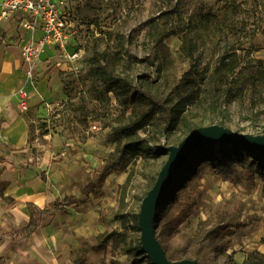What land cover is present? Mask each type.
Listing matches in <instances>:
<instances>
[{
  "label": "rangeland",
  "instance_id": "rangeland-1",
  "mask_svg": "<svg viewBox=\"0 0 264 264\" xmlns=\"http://www.w3.org/2000/svg\"><path fill=\"white\" fill-rule=\"evenodd\" d=\"M65 7L81 50L74 62L61 57L68 63L59 70L65 98L34 122V112L26 114L18 101L24 84L14 82L6 92L29 120L31 143L60 133L77 145L68 155L77 193L58 197L44 211L34 207L30 221L42 223L80 203L84 193L97 202L103 227L81 240L74 260L145 264L151 259L137 252L139 213L169 158L166 148L206 125L264 134V0H66ZM10 23L0 18V69L5 45L12 46L6 40ZM21 62L13 68L15 80H24ZM101 64L122 87L107 91L96 74ZM45 66L38 64L29 79ZM4 122L0 116V129ZM1 144L0 264H42L29 259L30 222L5 231L20 205L12 187L30 171L28 135L21 146ZM136 144L140 149L132 152ZM30 151L35 158L41 154L38 147ZM157 214V238L171 260L242 264L235 251L246 250L247 259L251 251L264 253V150L205 143L183 165ZM6 240L15 242L18 255ZM35 246L41 249L39 240Z\"/></svg>",
  "mask_w": 264,
  "mask_h": 264
},
{
  "label": "crops",
  "instance_id": "crops-1",
  "mask_svg": "<svg viewBox=\"0 0 264 264\" xmlns=\"http://www.w3.org/2000/svg\"><path fill=\"white\" fill-rule=\"evenodd\" d=\"M9 26L6 40L12 46L5 45L6 54L0 69V81H3V86L6 89L5 92H0V116L5 117V122L0 129V145L4 146L1 143L6 142L10 145L21 146L26 142L28 135L30 171L28 175L19 177L15 181V186L12 187L13 191L10 193L17 198V203L20 205L11 210L14 224L8 225L5 231L19 227L20 224L31 223L30 219L33 214L31 208H28L29 203L44 211L51 207L58 197L64 198L72 193H77L71 185L73 177L71 169L74 163L72 159L68 158L71 151L77 147L75 142L56 133L55 135L49 134L50 136H47L42 144L36 141L31 143L29 141V120L28 118L26 120L20 113L16 105V97L7 94L14 86V82L20 86L24 84V87L32 94L28 100L26 114L34 112L35 118L32 120L34 122L49 117L50 107L65 98L59 70H65L68 63L55 50L46 49L38 62L39 66L46 64V69H42L38 73L35 81L27 79L25 74L24 80H15L12 71L22 60L20 48L26 40L39 38L41 32H32L22 28L16 30V27L11 23ZM32 146L39 148L41 152L39 157L35 158L30 151ZM11 152H14V149ZM113 180L112 175L107 177L105 184L108 189ZM79 197L81 198L80 203H73L65 206L64 209H59L51 214L49 219L38 223L32 229L29 238L31 249L27 251L30 253L29 259L32 258L34 261L38 259L42 264H81L74 260V253L81 247V240L101 232L103 225L95 199L89 198L84 193L79 194ZM37 240H39L41 249H36L35 242ZM8 243H13L16 246L13 240L5 241V245L11 247ZM248 244L251 246L255 243L250 240ZM260 245L261 252H264V243ZM245 251H235V259L243 263L248 256ZM6 252L7 250H4L2 253ZM15 252L16 255L19 254L18 247ZM8 262L11 264L10 260Z\"/></svg>",
  "mask_w": 264,
  "mask_h": 264
},
{
  "label": "water",
  "instance_id": "water-1",
  "mask_svg": "<svg viewBox=\"0 0 264 264\" xmlns=\"http://www.w3.org/2000/svg\"><path fill=\"white\" fill-rule=\"evenodd\" d=\"M215 141L264 150V134H243L220 124L200 126L186 136L181 143L172 144V146L166 148L169 158L160 169L154 186L145 195L139 213L142 249L153 264H205L192 258L174 261L167 257L163 244L157 238L155 221L164 196L172 187L174 179L180 173L188 158L205 143Z\"/></svg>",
  "mask_w": 264,
  "mask_h": 264
},
{
  "label": "built area",
  "instance_id": "built-area-1",
  "mask_svg": "<svg viewBox=\"0 0 264 264\" xmlns=\"http://www.w3.org/2000/svg\"><path fill=\"white\" fill-rule=\"evenodd\" d=\"M66 0H0V18L13 20L16 30L41 32L39 38H31L22 46L23 73L34 78V70L41 54L52 49L60 57L73 62L80 57L81 50L74 39V20L65 7ZM29 90L21 88L17 92L23 110L28 108Z\"/></svg>",
  "mask_w": 264,
  "mask_h": 264
},
{
  "label": "trees",
  "instance_id": "trees-1",
  "mask_svg": "<svg viewBox=\"0 0 264 264\" xmlns=\"http://www.w3.org/2000/svg\"><path fill=\"white\" fill-rule=\"evenodd\" d=\"M96 72H97L96 73L97 76H100V78L105 83H107V85H108L107 91L108 92L115 90L116 87H122L120 78L118 76H116L114 73L107 71L106 65H102V64L99 65L98 68L96 69ZM138 146H139V144L130 145L129 148L131 149L132 152H135V151L140 149L139 148L140 146L139 147ZM248 148L252 149V147H248ZM175 179H174V181H175ZM30 208H31V213L33 214L32 216L34 217V206H33V204H30ZM32 209H33V212H32ZM156 222H157V218L155 221V225H156ZM36 226H37V223L35 222V220L33 222V219H32L29 227H32V229H33ZM262 240L264 242V237L262 238ZM137 252H139V254H141V255L144 254V251H143L141 245L137 247ZM133 264H142V261H141V259H137ZM145 264H151V261L148 259V260H146ZM205 264H207V263H205ZM242 264H264V253H260L259 251H251L248 259L246 261H244Z\"/></svg>",
  "mask_w": 264,
  "mask_h": 264
}]
</instances>
